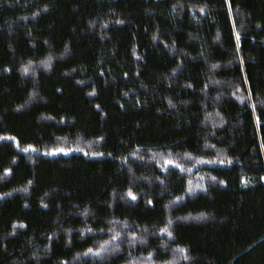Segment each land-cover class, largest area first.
<instances>
[{
  "label": "trees",
  "instance_id": "16d2710c",
  "mask_svg": "<svg viewBox=\"0 0 264 264\" xmlns=\"http://www.w3.org/2000/svg\"><path fill=\"white\" fill-rule=\"evenodd\" d=\"M0 264H264V0H0Z\"/></svg>",
  "mask_w": 264,
  "mask_h": 264
},
{
  "label": "snow or ice",
  "instance_id": "6c2138e0",
  "mask_svg": "<svg viewBox=\"0 0 264 264\" xmlns=\"http://www.w3.org/2000/svg\"><path fill=\"white\" fill-rule=\"evenodd\" d=\"M237 40H239V35H237ZM25 71H27V69H25ZM60 151H63L62 149ZM129 195H131V193H129ZM133 199H135V197H132ZM149 203H151V201H149ZM161 231H165L164 229H162ZM169 235H171V232L168 233ZM89 251H92L91 249H89ZM183 251V250H182ZM187 258V257H186Z\"/></svg>",
  "mask_w": 264,
  "mask_h": 264
}]
</instances>
